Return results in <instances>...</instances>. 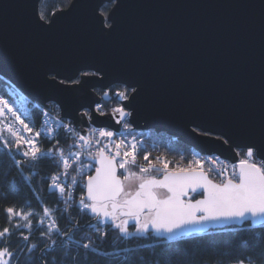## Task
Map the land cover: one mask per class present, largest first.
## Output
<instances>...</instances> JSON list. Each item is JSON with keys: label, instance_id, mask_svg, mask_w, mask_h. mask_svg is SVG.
Returning <instances> with one entry per match:
<instances>
[{"label": "water", "instance_id": "95a60500", "mask_svg": "<svg viewBox=\"0 0 264 264\" xmlns=\"http://www.w3.org/2000/svg\"><path fill=\"white\" fill-rule=\"evenodd\" d=\"M40 2L0 0V76L41 105L55 103L83 134L91 125L118 132L123 124L94 111L102 100L96 89L107 91V80L90 79L80 88L68 79L91 64L104 67L109 79L139 81L141 95L133 101V117L126 118L134 128L164 132L232 162L237 157L221 143L226 137L206 128L230 129L237 142L258 138L264 118V0H103V6L113 3L109 14L116 12L110 32L100 30L92 11L101 0H72L50 28L39 22ZM53 68L62 73L59 86L48 82ZM103 99L110 100V93ZM90 161L99 166L98 159ZM247 222H211L190 235Z\"/></svg>", "mask_w": 264, "mask_h": 264}, {"label": "snow or ice", "instance_id": "6c2138e0", "mask_svg": "<svg viewBox=\"0 0 264 264\" xmlns=\"http://www.w3.org/2000/svg\"><path fill=\"white\" fill-rule=\"evenodd\" d=\"M72 7L75 8L76 5L72 4ZM116 9H119V5H116ZM92 11L101 31L110 32L114 29L116 12L112 11L109 14V9L103 7V0L96 3ZM63 13V8H52L38 11L37 15L41 27L50 28L56 17ZM48 15L52 17L51 20L47 19ZM89 67H96L97 71L94 73L81 71L82 68ZM49 71L53 75L48 82L54 86L61 85L63 81L57 80V77L62 75L61 71L54 68ZM68 79L73 86L80 88L88 85L90 79L107 80L111 87L100 94L101 98L108 97L111 92L119 100L127 102L112 107L110 113L102 111V104H95L96 113L111 115L115 118L116 124H121L123 121L122 130L117 133L105 129H92L88 135L76 133L74 144L79 143L82 148L91 147L93 144L99 145L104 138L108 139V144L99 147L94 153H84L79 150L72 153L77 162L81 160L82 155L98 159L99 166L95 167V175L87 176L86 196H82L78 201L81 210H89L95 214L97 226L94 231L97 238L108 236V220H111L112 226L122 234L116 237L112 251L99 253L105 257L106 264H134V253L143 251V245L120 246L127 243V238L134 236L133 231L129 230L130 222H134L136 238L147 237L150 232L162 238L158 245L150 247V251L170 241L179 242L192 233L206 231V225L209 223L223 220L250 219L251 225L248 231H253L256 241H264V232L255 231L257 228L264 229V118L256 134L258 138L254 135L242 142H237L235 133L230 129L206 128L208 132H222L226 139L222 138L221 143L234 152L237 157L236 163L221 166L212 156L201 159L194 154L186 165L181 163L184 159L181 157V162H177L173 168H169L171 161L166 158L161 160V157L157 156L155 159L161 161L160 166L157 167L149 160L150 153L145 151L143 159L148 163L144 166L137 163V152L141 142L133 135V125L126 120L128 117H133L135 111L132 106L133 101L141 95L142 88L139 86V81L133 84L128 80L109 79V73L104 67L91 64H82L68 76ZM6 110L12 112L13 123L7 125V133L12 140L10 142L9 139L0 138V152L8 157L9 165L0 172V183L8 188L9 192L18 190L20 183L25 180L31 182L33 179V176L24 174L25 165L28 166L30 173L35 170L36 175H39V170L35 166L42 159H51L54 166H62L63 170L58 174L50 175L49 191H58L60 195H64L67 189L60 181L62 176L68 178L67 170L71 167L69 160L72 157L66 156L65 151L58 147L59 139L57 135H52L56 130L52 128L45 130L43 133L45 138L50 143L55 141V144L46 151L42 150L38 146V138L41 137L42 132H33V128L12 110L8 101L0 99V117L4 116ZM87 118L91 119L90 116ZM15 122H19L23 130L32 135L29 137L21 135L14 127ZM192 122L196 123L195 120ZM61 127L69 134L76 131L71 123ZM4 131L5 128L0 122V136ZM117 135L125 138L113 140L112 137ZM128 136L132 139L128 140ZM240 153H243L242 158ZM17 154H21L24 159L17 160L15 158ZM206 163L209 165L207 169ZM131 166L137 167L138 171H131ZM13 170L16 175H13ZM118 170H123L122 175H118ZM152 171L160 173V178L151 175ZM213 171L221 178L220 182L211 178ZM71 181L76 184V177H71ZM133 183H136L134 190L131 189ZM200 189L203 191L198 192ZM162 191L165 193L163 196H161ZM190 193L201 195L202 198L194 199L189 195ZM32 195L39 201L40 197L36 196L35 192ZM64 203L68 204V201ZM68 207L70 208L71 204H68ZM5 213L10 222L16 217L25 221L23 227L29 230V234L20 232L19 222L12 227L5 226L0 229V242L5 245L10 243V238L16 232H19L25 242V247L16 250H12L9 246L0 247V264H13L14 260L16 264H20L17 257L22 252L29 257L24 264H54L49 250L54 251L56 248L61 249L64 264H91V255L98 254L91 235L85 234L82 239L86 242H80L83 228L78 221L73 220L74 227L62 231L59 220L53 218V210L49 207L42 209L43 217H48L49 222L45 230L37 229L40 236L46 237V240L39 243H29L31 230L34 227L32 218L36 217L35 211L31 209L25 211L23 207L18 210L16 206H8L5 208ZM36 218L39 224H45L43 218ZM53 235L57 238L53 239ZM153 256L155 259L151 264H160L162 259L165 260V264H171L164 250L159 254L153 251ZM245 260L248 264H255L256 260L264 261V251L255 256L237 257L236 264H244Z\"/></svg>", "mask_w": 264, "mask_h": 264}, {"label": "trees", "instance_id": "16d2710c", "mask_svg": "<svg viewBox=\"0 0 264 264\" xmlns=\"http://www.w3.org/2000/svg\"><path fill=\"white\" fill-rule=\"evenodd\" d=\"M71 1L72 0H41L40 11H46L52 8H65ZM104 7L109 9L110 5L106 4ZM49 17L50 15H48L47 19H49ZM12 88L11 84L0 76V91L7 98L13 99L15 102L17 99H20L21 104L16 103V107L24 114L29 123L36 127L40 126L41 110L25 103L22 97L18 98V95L12 93ZM117 104L118 102L113 99L111 102L105 103V106L110 108ZM52 107L58 109L55 104H53ZM151 137V141L157 142L161 146L163 154L167 156L177 157L183 152H194L191 147L172 136H168L164 132L156 133L151 131ZM0 138L9 139L10 142L12 140V137L6 131L3 132ZM57 138L59 139V146L68 145L72 140L68 134L62 132L57 135ZM40 140L43 143V148L47 147V149H49L55 144V141L50 143L46 138L41 137ZM13 151H15V149H13ZM15 158L17 160L24 159L21 154H17ZM8 166V157L0 152V172H3ZM35 168L39 170V175H36L35 170L30 173L28 166H24V174L33 176V179L31 182L25 180L20 183L18 190L9 192V189L0 183V229L5 226L12 227L13 224L19 222L21 224L20 232H23L25 235L29 234V230L23 227L26 222L19 217L13 218L10 222L9 217L5 213V208L8 206H16L18 210L21 207H23L25 211L31 209L35 211L36 217H41L45 220V224L41 225L38 223L36 217L32 218L34 227L31 230V240L29 243L42 242L46 240V237L40 236L37 229H46L49 218L43 217L42 209L43 207H49L53 210V218L59 220L62 231H68L73 228V220L78 221L79 225L83 228V231L80 233V242H86L82 239L85 234L91 235L98 249V254L91 255V264H106L105 257L99 253L112 251L116 237L118 235L122 236V234H119L118 230L112 226L113 222L111 221L107 222L108 236L97 238V234L94 231L97 222L91 223L95 218L91 211L81 210L78 202L69 208L60 197L58 191H49V176L57 173L61 167L54 166L51 159H42ZM93 171L94 168L92 167L90 172H88L89 175L92 174ZM13 175H16L15 170H13ZM33 192L36 193V196L40 197L39 201L32 195ZM191 196L196 199L200 195L192 194ZM61 216L63 218H61ZM250 225L251 223L247 222L242 226L212 229L202 234L185 236L179 242L170 241L166 244L156 246L152 251L149 250L150 247L158 245L162 238L155 236L153 233H149L147 237L136 238L133 232L134 236L127 238V243L121 244L120 246H144L143 251L134 253V264H151V261L155 259L153 251L159 254L162 250L165 251L166 257L170 258L171 264H236L237 257L243 258L245 255L255 256L257 253L264 251V241H256L254 239L253 231H248ZM130 231L134 230L130 229ZM255 231L264 232V229L257 228ZM56 238L57 237L53 235V239ZM65 239H68V237H65ZM73 239L77 238L73 237ZM3 246H9L12 250H16L17 248L25 247V242L21 239L19 232H16L10 238V243L8 245L0 242V247ZM49 251L54 264H56L57 261L58 264H64V259L61 258L62 253L60 248ZM121 255H123V253H121ZM28 258L29 257L23 252L17 257L20 264H24V261ZM13 264H16V260L13 261ZM160 264H165V260L162 259ZM244 264H248V261L245 260ZM255 264H264V261L256 260Z\"/></svg>", "mask_w": 264, "mask_h": 264}, {"label": "built area", "instance_id": "2783aa9c", "mask_svg": "<svg viewBox=\"0 0 264 264\" xmlns=\"http://www.w3.org/2000/svg\"><path fill=\"white\" fill-rule=\"evenodd\" d=\"M0 99L5 100V99L2 98L1 94H0ZM8 103H9V105H11L12 110L15 111L17 114H19L21 116V118L25 120L23 114L14 105H12L10 101H8ZM102 110H103V108H102ZM42 111H43V113L41 115V118H42L43 124L36 131H41L42 132V136H44L43 133L45 132L46 129H48V128L55 129L56 131L54 133H52V135H55L58 132H63L65 134H68L71 138H73V143H71V145L72 146H74V145L75 146H79L78 148L75 147V148L71 149L70 152L68 153V155H66V156H71L72 157L69 160V164L71 165V167L67 170V172H68V178L65 179L62 176L61 177V181H60L61 183L64 184V186L67 189V191L63 195V197H64V199L66 201H68V204H71V207H72L75 204V202L77 200V197L79 196V192H78L79 188L81 186H84V183L81 180V177L83 175V166L82 165H79L76 172L70 171L71 168L73 167V165L77 162V161H75V157L72 156V153H75L78 150L79 151H82L84 153H86V152H93V151L97 150V148L99 147V145L93 144L91 147H83L82 148L79 143L74 144V141L76 139V133H79L80 135H81V133L78 130H76L75 133H70V134L67 133L66 132V129H63L61 127V125H68L70 122H67V121L63 120L59 115H57L54 111L50 110L49 108L48 109H43L42 108ZM0 122H2L3 127L5 129H7V125L9 123H13L12 112L6 110L5 113H4V116L3 117H0ZM25 123H27L26 120H25ZM29 126L33 128V132H34L35 131V128L32 125H30V124H29ZM14 127H15V129L19 130V132H20L21 135H24L25 137H29V136L32 135V134L24 131L23 130V127L19 124V122H15ZM96 130H98V129H96ZM90 132H91V130L88 132V134ZM140 134H141V131H138L137 133H133V135L136 136V139L141 142L140 145H139V150L137 152V163L139 165L147 166V163H148L147 161H145V162H139L138 161V153L140 151V146L141 145L146 146V144L143 142V139L140 137ZM95 138H98V137H95ZM122 138H125V137L118 136L117 140L118 139H122ZM127 139L128 140H131L132 137L131 136H128ZM38 146H39V142H38ZM61 149L64 150V147L62 146ZM46 150H48V149H46ZM197 156H199L201 159H205L208 156H212L214 159H217L218 160V162H219V164L221 166H223L225 164H228V165H231L232 164L229 161H227V160H225V159H223L220 156L215 155V154H210V155H197ZM163 159L164 158L161 157V160H163ZM169 161H171V160H169ZM188 161L189 160L182 161V162L181 161H171V163L169 164V168L175 167V164L177 162H181L183 165H186L188 163ZM155 164L157 165V167H159L160 164H161V161H157ZM208 167H209V165L206 163L205 164V168L207 169ZM60 172H58V173H60ZM58 173H55V174H58ZM213 174L215 175V171H213ZM73 176L76 177V181H77L76 184H73L72 181H71V177H73ZM220 180H221V178H220ZM49 183H50V180H49Z\"/></svg>", "mask_w": 264, "mask_h": 264}, {"label": "rangeland", "instance_id": "374dc122", "mask_svg": "<svg viewBox=\"0 0 264 264\" xmlns=\"http://www.w3.org/2000/svg\"><path fill=\"white\" fill-rule=\"evenodd\" d=\"M13 93H14V92H13ZM18 98H19V97H18ZM11 100H12L15 104H16V103H17V104H21L20 99H17L16 102H15L13 99H11ZM89 167L92 168V167H93V164H92V163H89ZM133 171H136V170H133ZM135 187H136V183H133V184L131 185V189L134 190ZM162 195H165V193H164L163 191L161 192V196H162ZM133 232L135 233V231H133Z\"/></svg>", "mask_w": 264, "mask_h": 264}, {"label": "flooded vegetation", "instance_id": "af4514ba", "mask_svg": "<svg viewBox=\"0 0 264 264\" xmlns=\"http://www.w3.org/2000/svg\"><path fill=\"white\" fill-rule=\"evenodd\" d=\"M69 4H70V3H69ZM106 4H109V5H110V8H109V10H110V9H111V7L113 6V3H106ZM106 4H105V5H106ZM105 5H104V6H105ZM104 6H103V7H104ZM67 7H68V6H67ZM67 7H65V8H67ZM63 9H64V8H63ZM84 72H90V73H92V71H84ZM110 93H111V92H110ZM129 228H130V227H129ZM130 229L134 230V227H133V226H131V228H130ZM134 231H135V230H134Z\"/></svg>", "mask_w": 264, "mask_h": 264}]
</instances>
